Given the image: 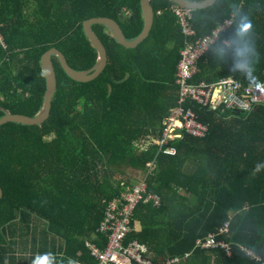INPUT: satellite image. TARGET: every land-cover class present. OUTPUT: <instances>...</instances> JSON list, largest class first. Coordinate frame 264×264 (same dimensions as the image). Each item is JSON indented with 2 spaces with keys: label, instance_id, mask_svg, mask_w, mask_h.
Instances as JSON below:
<instances>
[{
  "label": "trees",
  "instance_id": "16d2710c",
  "mask_svg": "<svg viewBox=\"0 0 264 264\" xmlns=\"http://www.w3.org/2000/svg\"><path fill=\"white\" fill-rule=\"evenodd\" d=\"M150 2L154 25L136 48L93 25L108 55L95 81L71 80L53 56L58 90L48 121L0 126V264H98L87 242L105 249L108 236L99 226L107 204L132 192L130 172L145 177L151 162L147 190L162 204L138 205L126 244L146 246L154 264L175 257L180 264H264V100L248 114L187 101L185 111L207 127L206 135L184 134L170 143L176 155L157 156L179 99L185 37L173 2ZM232 15V26L199 59L194 84L232 77L264 86V0H216L195 10L192 21L202 37ZM95 17L117 21L129 40L144 28L141 0H0V118L41 112L47 86L41 58L49 49H60L79 71L96 64L83 27ZM243 24L249 27L242 31ZM209 235L229 244V252L198 247Z\"/></svg>",
  "mask_w": 264,
  "mask_h": 264
},
{
  "label": "built area",
  "instance_id": "2783aa9c",
  "mask_svg": "<svg viewBox=\"0 0 264 264\" xmlns=\"http://www.w3.org/2000/svg\"><path fill=\"white\" fill-rule=\"evenodd\" d=\"M173 12L178 19L181 33L185 37V46L181 50V59L177 70V85L179 86L177 107L169 112L165 120L157 156L161 153L170 156L176 155L177 149L170 143L173 139L180 138L184 134L196 138H202L206 135L207 127L197 122L196 116L191 110L185 111L184 104L187 101L195 102L210 112L248 114L252 112L256 103L264 100V86H244L232 77L209 84L193 83L199 72V59L220 41L222 33L232 26L234 16L219 24L209 34L198 37L192 22L193 11L174 5ZM223 44L229 46L231 43L229 40H223ZM155 167V162L149 163L148 173L141 179L142 183L138 188L107 204L99 229L100 232L108 236L105 249H100L93 243H87L91 254L98 260V264H125V260H131L136 264H154L150 258L145 257L146 249L143 246L137 242L125 244V241L131 232V223L137 206L145 198L146 202H153L156 206L161 204L160 197L147 192V180ZM227 226L223 232L227 231ZM196 244L201 248L221 247L227 252L230 249L229 244L216 241L214 235H209L206 240H199ZM246 253L252 258L260 260L254 251L246 250ZM180 262L181 258L175 257L167 260L164 264H179Z\"/></svg>",
  "mask_w": 264,
  "mask_h": 264
},
{
  "label": "water",
  "instance_id": "95a60500",
  "mask_svg": "<svg viewBox=\"0 0 264 264\" xmlns=\"http://www.w3.org/2000/svg\"><path fill=\"white\" fill-rule=\"evenodd\" d=\"M150 1L151 0H141L144 16V28L135 40H129L122 26H120L117 21L111 18L95 17L84 21L83 27L86 37L92 43L98 53V60L90 70L79 71L72 68L67 61L66 55L58 48L54 47L46 51L41 58V65L45 74L47 85L41 112L34 117L6 113L2 118H0V126L7 122H15L22 125H42L45 121L49 120L53 110V102L58 90V76L56 66L53 63V56H57L60 59L67 76L77 83H90L95 81L100 76V74L107 67L108 55L106 47L97 33L94 31L93 25L100 24L106 26L120 44L127 48H136L149 36L154 25L155 14ZM170 1L193 10L208 8L216 2V0H202L201 2H192L189 0ZM1 198L2 191L0 189V199Z\"/></svg>",
  "mask_w": 264,
  "mask_h": 264
},
{
  "label": "rangeland",
  "instance_id": "374dc122",
  "mask_svg": "<svg viewBox=\"0 0 264 264\" xmlns=\"http://www.w3.org/2000/svg\"><path fill=\"white\" fill-rule=\"evenodd\" d=\"M174 5H178V4H175V3H173ZM173 5V6H174ZM179 6H181V5H179ZM182 7H184V6H182ZM184 8H187V7H184ZM188 9H191V8H188ZM191 10H193V9H191ZM194 11L195 10H193V13H194ZM174 13V12H173ZM193 22V21H192ZM252 85V84H251ZM172 110V109H171ZM170 110V111H171ZM131 174V177L133 178V180H134V182H133V190H135L136 188H138L139 187V185H140V183H142V180L141 179H143V177H142V175L141 174H135V173H133V172H130ZM149 179V178H148ZM141 181V182H140ZM147 184H148V180H147ZM130 191V190H129ZM147 192H148V190H147ZM127 194V193H126ZM149 194V193H148ZM125 195V194H124ZM148 202H150V201H148ZM148 202H146V198H145V200L142 202V203H148ZM161 204H162V201H161ZM160 204V205H161ZM153 205H154V203H153ZM159 205V206H160ZM156 206V205H155ZM138 207V206H137ZM136 210V209H135ZM104 213H105V210H104ZM135 213V212H134ZM134 217V216H133ZM102 222V221H101ZM101 224V223H100ZM132 228V227H131ZM99 229H100V226H99ZM89 242V241H88ZM87 242V243H88ZM91 243V242H90ZM125 244H126V241H125ZM141 245V244H140ZM141 246H143L145 249H146V254L147 253H149L148 252V249H147V247L146 246H144V245H141ZM189 255H187L186 257H188ZM24 257H30L29 255H24ZM180 258V257H179ZM180 264V263H179Z\"/></svg>",
  "mask_w": 264,
  "mask_h": 264
},
{
  "label": "crops",
  "instance_id": "0c3cea01",
  "mask_svg": "<svg viewBox=\"0 0 264 264\" xmlns=\"http://www.w3.org/2000/svg\"><path fill=\"white\" fill-rule=\"evenodd\" d=\"M141 228H142L141 223H140V222H137V223H136V226H135V229H136L137 231H140ZM187 258H188V257H187ZM195 262H196V261L193 260V261L191 262V264H195ZM125 264H128V260H125ZM210 264H215V263H214L213 260H211V261H210Z\"/></svg>",
  "mask_w": 264,
  "mask_h": 264
},
{
  "label": "snow or ice",
  "instance_id": "6c2138e0",
  "mask_svg": "<svg viewBox=\"0 0 264 264\" xmlns=\"http://www.w3.org/2000/svg\"><path fill=\"white\" fill-rule=\"evenodd\" d=\"M248 27H249V25H247V24H243V25H242V31H243V30H246Z\"/></svg>",
  "mask_w": 264,
  "mask_h": 264
},
{
  "label": "bare ground",
  "instance_id": "6f19581e",
  "mask_svg": "<svg viewBox=\"0 0 264 264\" xmlns=\"http://www.w3.org/2000/svg\"><path fill=\"white\" fill-rule=\"evenodd\" d=\"M175 4H176V3H175ZM178 5H179V4H178ZM181 6H182V5H181ZM184 7H185V6H184ZM192 11H193V10H192ZM232 16H234V20H235V15H232ZM229 19H230V18H229ZM227 20H228V19H227ZM225 21H226V20H225ZM225 21H224V22H225ZM224 22H223V23H224ZM227 30H228V29H227ZM227 30H226V31H227Z\"/></svg>",
  "mask_w": 264,
  "mask_h": 264
}]
</instances>
